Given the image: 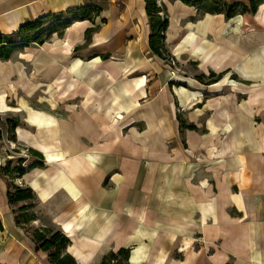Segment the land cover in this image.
<instances>
[{"label":"crops","instance_id":"obj_1","mask_svg":"<svg viewBox=\"0 0 264 264\" xmlns=\"http://www.w3.org/2000/svg\"><path fill=\"white\" fill-rule=\"evenodd\" d=\"M155 3L183 74L151 51L145 0H0V34L89 14L0 58V264H50L41 217L79 264H264V28Z\"/></svg>","mask_w":264,"mask_h":264},{"label":"trees","instance_id":"obj_2","mask_svg":"<svg viewBox=\"0 0 264 264\" xmlns=\"http://www.w3.org/2000/svg\"><path fill=\"white\" fill-rule=\"evenodd\" d=\"M210 4L205 5V8H214L219 7L214 10H207L204 9V11H214V12H221L224 13L225 16L231 17L239 12H250L255 13L257 8V2L253 0L251 2V5L249 8L244 7L242 10L238 9V4L236 2H227L226 0H210ZM146 2V11L149 16L150 21V28L151 33L149 36V47L151 51L155 54H158L160 56H163L165 59L169 58L168 53L166 51V46L163 42L164 39V29L167 26V18L166 14L162 9H160L159 6L156 5L155 0H145ZM183 2L187 4H193L200 6L201 0H183ZM217 4H220L217 5ZM71 18H68L66 22L67 24L71 19L76 18H83L88 17V9L86 7H80L75 10H71L66 12ZM61 14H55L53 16L57 17ZM44 18H39L35 21H29L23 23L15 32L11 34H0V58L1 59H8L10 58L11 54L13 53V50L16 46H13L14 42L16 40L14 39L15 36L18 37L19 41H22V46L28 45L30 41H32V36L28 33L31 32L33 29L39 27L40 21H42ZM89 30V29H88ZM18 47L17 48H21ZM169 60V59H168ZM170 61V60H169ZM200 79L201 77L198 76ZM7 196L9 201H20L25 199H31L32 193L29 188H23L16 187L14 191H7ZM30 205L26 204L25 206H22L21 209H26ZM36 241H37V249H41L48 254L49 262L51 264H79L76 263L74 258L70 256L67 253L62 254L63 249L69 242L68 238L61 233L60 231H54L49 236H46V233L44 232H38L36 234ZM102 264H105L102 262Z\"/></svg>","mask_w":264,"mask_h":264},{"label":"rangeland","instance_id":"obj_3","mask_svg":"<svg viewBox=\"0 0 264 264\" xmlns=\"http://www.w3.org/2000/svg\"><path fill=\"white\" fill-rule=\"evenodd\" d=\"M233 1H239L238 3H240L241 1H246V0H228L227 2H233ZM210 0H201L200 2V8L201 10L207 9V10H214L217 7L214 8H205V5L210 4ZM262 4H264V2H262L261 4H259L258 6L260 7ZM220 6V4H217ZM258 7V9H259ZM243 5L239 4L238 9L242 10ZM69 16L66 15H62L61 17H55V16H49V17H45L42 21H40V25L39 27L33 29L31 32H29L28 34L32 36V41L30 42H34V43H41L42 41L48 40L51 37V35L53 33H57L58 35L61 33V30L64 26V23L66 22V20H68ZM234 27L239 29V33L241 32L242 35L244 34H254V33H260V31H262L264 28V10L261 13H258V10L255 14H250V13H241L238 16L235 17L234 19ZM14 39L16 40V42H14L13 46H16L15 49L13 50V55H15L16 51H17V45L18 47H21V45L23 44L22 41L18 40V37L15 36ZM163 42L165 44V41L163 39ZM168 49H166L167 53H168V57L167 59H165L166 64H168L172 70H174L176 72V74H183L185 72H187V70L185 68H182V64L173 57V55L170 53L171 51V44H167ZM173 60V62L170 64L169 60ZM190 68H195L193 65L190 66ZM189 71H192V69H188ZM238 92L243 93L242 90H237ZM130 121H125L122 124H120L119 126H124V124L129 123ZM41 228L44 231V233H46V236H49L51 233H53L55 231V228L50 224V222L48 220H46L44 217H41ZM49 261V258H48ZM50 263V262H49ZM51 264V263H50ZM105 264H126L125 260H124V255L120 254L116 257H114L113 260H108Z\"/></svg>","mask_w":264,"mask_h":264},{"label":"built area","instance_id":"obj_4","mask_svg":"<svg viewBox=\"0 0 264 264\" xmlns=\"http://www.w3.org/2000/svg\"><path fill=\"white\" fill-rule=\"evenodd\" d=\"M173 62V60H170V64ZM20 151H23L22 149Z\"/></svg>","mask_w":264,"mask_h":264}]
</instances>
